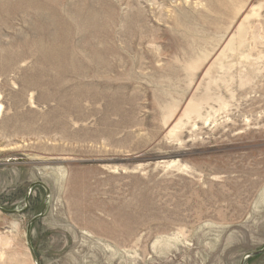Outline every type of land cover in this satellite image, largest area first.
I'll return each instance as SVG.
<instances>
[{
    "label": "rangeland",
    "instance_id": "obj_1",
    "mask_svg": "<svg viewBox=\"0 0 264 264\" xmlns=\"http://www.w3.org/2000/svg\"><path fill=\"white\" fill-rule=\"evenodd\" d=\"M50 37L71 75L32 91ZM0 54V203L49 187L42 264H240L264 248V0H0ZM45 197L0 212V264H35Z\"/></svg>",
    "mask_w": 264,
    "mask_h": 264
},
{
    "label": "bare ground",
    "instance_id": "obj_2",
    "mask_svg": "<svg viewBox=\"0 0 264 264\" xmlns=\"http://www.w3.org/2000/svg\"><path fill=\"white\" fill-rule=\"evenodd\" d=\"M35 1V0H34ZM67 6V5H66ZM79 10V9H78ZM22 20V19H21ZM97 20V19H96ZM31 22V21H30ZM55 22V21H54ZM64 24V23H63ZM55 26V25H54ZM66 26V25H65ZM6 27V26H5ZM19 27V26H18ZM52 27V26H51ZM12 28V27H11ZM12 30V29H11ZM31 30V29H30ZM45 30V29H44ZM2 32V31H1ZM21 32V31H20ZM100 32V31H99ZM22 33V32H21ZM69 33V32H68ZM101 33V32H100ZM6 34V33H5ZM3 35V34H2ZM27 35V34H26ZM54 35V34H53ZM57 35V34H56ZM6 36V35H5ZM4 36V37H5ZM36 37V36H35ZM38 37V36H37ZM49 37V36H48ZM60 38V37H59ZM57 38V37H50L49 39H48V41H47V46H46V44L45 45H42V44H40L41 46V51H42V56H41V59L39 60V61H41V64L43 65V68H38L37 69V75L35 76V79H34V82L35 83H28V85H29V88L31 87V86H33V87H36V86H38V87H40V88H44V87H49L51 84H52V78L54 77V76H56V75H59V77H60V79H63V78H66L67 76H69V75H71V73H69L68 72V68L67 67H65V66H62V67H58L57 65H55V62H58V61H65V58H66V54H64V53H66L65 52V50H63L61 47H58L56 44H59V42H58V40H63V38ZM4 39V38H3ZM2 41V40H1ZM19 41H22V40H19ZM27 41H29V40H27ZM23 42V41H22ZM39 42V41H38ZM25 43H27V42H25ZM24 43V44H25ZM37 43V42H36ZM20 44H22V43H20ZM28 45L30 44L29 42L27 43ZM27 44H25L26 46H27ZM8 45V44H7ZM15 45V44H14ZM37 46H38V44H36ZM33 47L35 46V45H32ZM12 47V46H11ZM22 47V48H21ZM20 48L21 49H23L24 47H23V44H22V46H21ZM28 47V46H27ZM33 47H31L32 48V50L34 49ZM40 47L38 46L37 48H39L40 49ZM19 48V47H18ZM3 49V48H2ZM6 49V48H5ZM16 49V48H15ZM20 50V49H19ZM31 50V51H32ZM36 50H38V49H36ZM36 50H34V51H36ZM17 51H18V49H17ZM28 51H30V49H28ZM67 51V50H66ZM10 52H12V51H10ZM14 52V51H13ZM23 52H24V50H23ZM38 52V51H37ZM9 53V52H8ZM18 53V52H17ZM20 53H22V51H20ZM31 53V52H30ZM6 55H8L7 54V52L5 53ZM15 54V53H14ZM32 54V53H31ZM6 55H4V56H6ZM20 55V54H19ZM24 56V55H23ZM0 57H1V54H0ZM9 57V56H8ZM12 57H13V55H12ZM16 57V56H15ZM29 57V56H28ZM19 58V56L16 58V59H18ZM22 58V57H21ZM30 58V57H29ZM28 58V59H29ZM32 58H33V56H32ZM70 58H71V56H70ZM1 59V58H0ZM11 59V60H10ZM12 59L13 58H9V60L10 61H12ZM14 60V59H13ZM23 60H25V59H23ZM2 61V60H1ZM29 61H30V59H29ZM6 62H7V60H6ZM9 62V61H8ZM13 62V61H12ZM26 62V61H25ZM11 63V62H10ZM20 63V62H19ZM14 64H15V61H14ZM13 64V65H14ZM34 64V63H33ZM37 64H40V63H37ZM65 64L67 65V63L65 62ZM70 64H73V61L72 62H70ZM1 65V64H0ZM9 65V64H8ZM18 65V64H17ZM27 65H29L28 63H27ZM9 67H10V65H9ZM15 67H16V65H15ZM27 67V66H26ZM10 68H12V67H10ZM6 69V68H5ZM22 70V69H21ZM9 71V70H8ZM11 71V70H10ZM12 71H13V69H12ZM14 71H15V69H14ZM24 71V70H23ZM33 71V70H32ZM78 71V70H77ZM16 72V71H15ZM6 73H8L7 71H6ZM14 73V72H13ZM17 73V72H16ZM31 74V73H30ZM27 75H29V74H27ZM28 77V76H27ZM32 77V76H31ZM20 80H22V78L20 79ZM4 81V80H3ZM17 81V80H16ZM26 81V80H25ZM28 81H29V79H28ZM20 82H22V81H20ZM27 82V81H26ZM26 82H24V83H26ZM23 83V82H22ZM6 84V83H5ZM58 85H62V80L60 81V82H58ZM23 86V85H22ZM24 87V86H23ZM27 88V87H26ZM29 88H27L26 90H28ZM23 89V88H22ZM31 90H32V87L30 88ZM49 89V88H48ZM47 89V90H48ZM24 90V89H23ZM25 90V91H26ZM34 90H35V88H34ZM22 91V90H21ZM33 91V90H32ZM49 91H52V90H50L49 89ZM49 91H46V92H49ZM24 92V91H23ZM30 92V91H29ZM43 95V94H42ZM96 97V96H95ZM83 98H85V97H83ZM18 99V98H17ZM47 99V98H46ZM49 100H55V97H49ZM87 100V99H86ZM16 103V102H15ZM75 104H76V102H75ZM60 108V107H59ZM1 111H2V104H0V113H1ZM3 113V112H2ZM68 117V116H67ZM57 129V128H56Z\"/></svg>",
    "mask_w": 264,
    "mask_h": 264
},
{
    "label": "water",
    "instance_id": "obj_3",
    "mask_svg": "<svg viewBox=\"0 0 264 264\" xmlns=\"http://www.w3.org/2000/svg\"><path fill=\"white\" fill-rule=\"evenodd\" d=\"M37 187H41L45 191V194H46L45 202H44V209H43L41 214L35 216L29 222V224L27 226V230H26V242H27V247H28V249H29V251L31 253V256H32L33 260L35 261V264H42V262H41V260L39 258V255L37 254L36 250L33 247L32 229H33L34 224L38 220L44 218L47 215L48 211H49V207L47 205L48 202H49V198L51 196V191H50L49 187L45 183L40 182V181L31 184L29 186V188L27 189V191H26V196H25V200H24V208L23 209H21V210H9V209H6V208L2 207L1 203H0V212L4 213L6 215H22L23 213H25L30 207L31 194L34 191V189L37 188ZM263 253H264V248L261 249V250H258V251L248 252L242 257L240 264H246L247 260H249L250 258L259 256V255H261Z\"/></svg>",
    "mask_w": 264,
    "mask_h": 264
}]
</instances>
